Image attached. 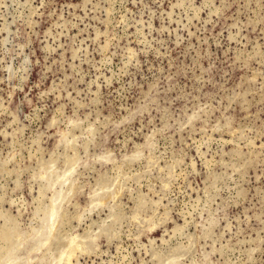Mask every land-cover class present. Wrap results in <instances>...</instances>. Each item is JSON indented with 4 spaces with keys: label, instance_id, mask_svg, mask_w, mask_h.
<instances>
[{
    "label": "rangeland",
    "instance_id": "1",
    "mask_svg": "<svg viewBox=\"0 0 264 264\" xmlns=\"http://www.w3.org/2000/svg\"><path fill=\"white\" fill-rule=\"evenodd\" d=\"M70 164L67 264H264V0H0L1 254Z\"/></svg>",
    "mask_w": 264,
    "mask_h": 264
},
{
    "label": "bare ground",
    "instance_id": "2",
    "mask_svg": "<svg viewBox=\"0 0 264 264\" xmlns=\"http://www.w3.org/2000/svg\"><path fill=\"white\" fill-rule=\"evenodd\" d=\"M16 118V117H15ZM73 125V123H71ZM59 125V124H58ZM92 128V127H91ZM71 129V128H70ZM69 129V130H70ZM68 133V132H67ZM76 135V134H75ZM82 135V134H81ZM67 134L64 132L62 135V138L67 139ZM74 136V135H73ZM87 136V135H86ZM93 136V135H92ZM75 137V136H74ZM89 137V136H88ZM69 138V137H68ZM75 140V139H74ZM90 140V139H89ZM69 141V139H67ZM72 141V140H71ZM91 141V140H90ZM64 142V141H63ZM88 142V141H87ZM67 143V142H64ZM69 143V142H68ZM73 143V142H72ZM71 144V142H70ZM58 145V144H57ZM66 145V144H65ZM64 145V146H65ZM69 145V144H68ZM87 146V145H86ZM139 146V145H138ZM25 147V146H24ZM140 147V146H139ZM35 149V148H34ZM65 150V149H64ZM35 151V150H34ZM16 152V151H15ZM35 153V152H34ZM53 153V152H52ZM13 154V153H12ZM15 155V154H14ZM136 156V155H134ZM37 157V156H36ZM53 157V156H52ZM66 157V156H65ZM138 157V156H136ZM134 159H137V158ZM15 158V157H14ZM133 158V157H132ZM72 160V158H71ZM68 161V160H67ZM7 162V161H6ZM5 162V163H6ZM51 165V164H49ZM65 165V164H64ZM67 166V165H66ZM75 166V165H74ZM3 168V167H2ZM46 168V167H45ZM43 167V171H40V176L41 179L45 181V186L46 189L50 188L51 189V195L49 198V204L45 207L44 214L39 217L40 220L38 221V224L35 226H31L30 230L26 232L22 231H13V233L9 232L12 230H5L8 233H4L7 236V239L10 241L9 247L4 249L6 251V254L2 253L4 257H1L0 259H4L5 262L0 261L2 263L0 264H33V259L30 257V254L34 251L38 252L42 250L43 252L41 253V256L37 257V260L35 261V264H67L69 260H71V256H75L74 250L75 248H78L79 246V240L81 238L80 235H72L68 236L67 241L61 246L60 248H57L54 250L53 246V241L58 242L59 237L57 234H55L56 230L61 224V221L63 219V215L65 214L63 212V203L69 201L72 197L75 196L77 193V187L75 185V175H74V167H71V164L69 167L62 172H51V170H47ZM119 168V167H118ZM121 169V168H120ZM23 171V170H22ZM80 173V172H79ZM33 176V175H32ZM130 176V175H129ZM40 179V178H39ZM35 183V182H34ZM112 185V184H111ZM110 185V186H111ZM40 186V185H39ZM38 186V188H39ZM44 186V187H45ZM81 184L80 187L81 188ZM33 187V186H32ZM100 187V186H99ZM106 187V186H105ZM107 188V187H106ZM39 189H44L39 188ZM100 189V188H99ZM31 190V189H30ZM97 190V189H96ZM101 190H104V187L101 188ZM43 191V190H42ZM79 191V190H78ZM100 191V190H99ZM105 191V190H104ZM40 192V191H39ZM94 192V191H93ZM44 193V191H43ZM41 193V194H43ZM101 193V192H100ZM101 194L98 195V197ZM95 196V195H94ZM103 196V195H102ZM45 197V196H44ZM101 197V196H100ZM104 197V196H103ZM24 198V197H23ZM43 198V196H42ZM92 198V197H91ZM92 200V199H90ZM94 200H92L93 202ZM13 202V200H12ZM41 202V201H40ZM39 202V203H40ZM142 204V201H140ZM139 202V203H140ZM42 203V202H41ZM92 204V203H91ZM90 204V205H91ZM97 204V203H96ZM95 204V205H96ZM102 204V203H100ZM140 204V205H141ZM20 205V204H19ZM40 205V204H39ZM42 205V204H41ZM89 205V206H90ZM98 205V204H97ZM96 205V206H97ZM43 206V205H42ZM95 206V207H96ZM40 207V206H39ZM44 207V206H43ZM155 207V206H154ZM90 208H93L90 206ZM97 208V207H96ZM19 209V208H18ZM38 209V208H37ZM86 209V208H85ZM88 209V208H87ZM39 210V209H38ZM37 210V211H38ZM36 211V212H37ZM87 211V210H86ZM91 209L88 211L90 212ZM35 212V213H36ZM40 213H42L40 211ZM85 213V212H84ZM92 213V212H90ZM39 214V213H38ZM37 214V215H38ZM5 215V214H4ZM83 215V214H82ZM34 217H36L34 215ZM79 217V216H78ZM164 217V216H163ZM8 218V217H7ZM39 219V218H38ZM111 219V218H110ZM14 222V221H13ZM35 222V221H34ZM155 223V222H154ZM148 225V223H147ZM181 228V227H180ZM10 229V228H8ZM177 229V228H176ZM175 230V229H174ZM70 231V230H69ZM182 231V229H181ZM4 232V231H3ZM2 232V233H3ZM11 233V235H10ZM164 233V232H163ZM169 233V232H168ZM1 234V233H0ZM167 234V232H166ZM91 235V234H89ZM87 237V236H86ZM89 237V236H88ZM87 237V238H88ZM162 239V238H161ZM164 239V238H163ZM8 240H6L8 242ZM6 242V244H7ZM165 242V240H164ZM5 243V241H4ZM26 247H23V249H26V257H21V252L20 246L22 244L25 245ZM5 244V245H6ZM82 245V244H81ZM84 245V244H83ZM60 246V245H59ZM83 247V246H82ZM5 248V247H4ZM1 251V250H0ZM77 251V250H76ZM2 252V251H1ZM22 253V252H21ZM1 254V253H0ZM1 254V255H2ZM32 256V255H31ZM2 259V260H3ZM76 259V258H75ZM168 259V258H167ZM169 263H170V259ZM175 260V259H172ZM166 261V260H165ZM164 261V263H165ZM71 263V262H70ZM174 264V261L172 262ZM178 263V262H177ZM167 264V263H166ZM171 264V263H170ZM176 264V263H175ZM194 264V263H193Z\"/></svg>",
    "mask_w": 264,
    "mask_h": 264
}]
</instances>
